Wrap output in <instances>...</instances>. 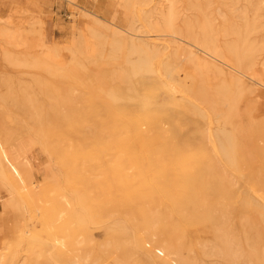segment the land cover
<instances>
[{
  "label": "rangeland",
  "instance_id": "rangeland-1",
  "mask_svg": "<svg viewBox=\"0 0 264 264\" xmlns=\"http://www.w3.org/2000/svg\"><path fill=\"white\" fill-rule=\"evenodd\" d=\"M262 83L264 0H0V264H264ZM174 144L207 159L189 202Z\"/></svg>",
  "mask_w": 264,
  "mask_h": 264
},
{
  "label": "bare ground",
  "instance_id": "bare-ground-1",
  "mask_svg": "<svg viewBox=\"0 0 264 264\" xmlns=\"http://www.w3.org/2000/svg\"><path fill=\"white\" fill-rule=\"evenodd\" d=\"M172 2V1H170ZM170 5H172L170 3ZM169 5V7H170ZM254 8V7H253ZM170 9V8H169ZM171 12V10H169ZM243 11V10H242ZM169 12V13H170ZM244 13V12H243ZM241 14V13H240ZM257 14V13H256ZM245 15V14H244ZM168 16V15H166ZM241 16V15H240ZM165 17V15H164ZM170 16H168V18H170ZM165 19V18H164ZM172 19V18H170ZM168 19L166 22L167 24L170 25V20ZM173 25V24H172ZM170 25V26H172ZM150 32V31H149ZM148 33H145V37L146 39H156L157 38V35L156 36H152L151 34ZM144 34V33H143ZM176 35V34H174ZM172 37V35H171ZM174 37V36H173ZM175 39H178V37H174ZM180 38V37H179ZM184 41V40H183ZM242 41V40H241ZM178 43H180V41H178ZM181 44V43H180ZM191 44V43H190ZM195 45V44H194ZM198 46V45H197ZM237 46V45H236ZM239 47V45L237 46ZM243 47V46H241ZM240 47V48H241ZM183 48V47H182ZM232 48V47H231ZM244 48V47H243ZM189 49V48H188ZM237 49V48H236ZM190 50V49H189ZM209 51V50H208ZM192 52V51H191ZM242 52V51H241ZM208 54V52H206ZM190 54V53H189ZM195 54V53H193ZM214 54V53H213ZM192 55V54H191ZM204 55V54H203ZM217 55V54H216ZM223 55V54H222ZM245 55V54H244ZM193 56V55H192ZM215 56V55H214ZM212 57V58H215V57ZM206 57V56H205ZM224 57V55H223ZM222 57V59H223ZM234 58V56H233ZM211 60V59H210ZM221 60V59H220ZM213 62V60H212ZM235 62V61H234ZM242 61V58H238L237 60V64L238 66H240ZM211 63V62H210ZM236 64V63H235ZM236 64V65H237ZM148 65V63H147ZM218 67H220V65H216ZM144 67V66H143ZM142 67V68H143ZM217 67V68H218ZM243 68V67H242ZM249 68V66L247 67ZM144 69V68H143ZM148 69V68H147ZM232 70L238 72V73H242V71H239L238 70V67L237 69L231 67ZM240 69V67H239ZM244 69V68H243ZM246 69V68H245ZM249 70V69H247ZM221 71V70H220ZM245 72V70H243ZM222 72V71H221ZM237 77V76H236ZM244 83V82H242ZM264 84V83H262ZM132 85V84H131ZM127 86V85H126ZM125 86V87H126ZM241 85H239L240 87ZM119 88V86H117ZM133 87V86H132ZM131 87V89H132ZM143 87V86H142ZM146 87V86H145ZM243 87V85H242ZM130 88V87H128ZM127 88V89H128ZM124 89V87H123ZM126 89V90H127ZM241 89V88H240ZM243 90V89H242ZM135 93V92H134ZM120 96L123 98V103H119V101L116 99V102L115 105H117L118 107L122 108L123 110L125 111H130L126 105H125V101L126 100H129L130 99V96L129 95H126L125 92H122L120 94ZM130 113V112H129ZM64 119L65 118H58L56 120H54L55 123H52L50 121V124L48 125L47 124V120H45L44 122L42 123H38V126H39V129H41V131L45 134V135H53V133H55L56 130H58L59 128H61L65 122H64ZM106 122V120H105ZM114 127H117V126H114ZM158 131V130H157ZM116 130L113 131V133L111 134V139H112V142L111 144H113L115 141H116ZM162 137V136H161ZM100 138V135L96 136V139H99ZM103 138V137H102ZM148 138V139H147ZM146 139H147V143H146V146L148 147V155H151L154 150H165L168 146H169V142H167L166 140H159L156 139V141L151 137V136H148ZM157 138V137H156ZM105 141V140H104ZM109 143V141H108ZM104 144V143H103ZM102 145V144H101ZM110 145V143H109ZM106 146V144H105ZM111 146V145H110ZM107 147V146H106ZM152 147H155V149L153 150ZM97 148V147H96ZM172 150V153H170V158L171 159H175L177 161V168L173 171V172H169L166 168H167V165L166 166H163L161 167L160 169V178H163V181L162 182H169L171 180V182L173 183H178L180 186H182V190H181V194L179 196V199L181 200V202H189L190 201V198L192 196V190L194 188H196L197 184L200 183V173L201 172H204L206 166H207V159L205 157H202V156H199L197 154H191V155H188V153H185L178 145L174 144V147L171 149ZM230 159H234L232 158L231 156H229ZM8 158H11V161L8 159ZM24 159V158H23ZM14 160H16L12 154V152L9 150H6L3 143L0 141V181L1 183H3L5 185V187L9 190V194H13V193H16L17 190L14 189V186H13V179L12 177L14 176H17L15 177L16 180H19V179H22V169L20 168V166L17 164L19 162H15ZM17 161V160H16ZM15 162V163H14ZM26 162V161H25ZM21 163V162H20ZM249 163V161H248ZM24 164V163H23ZM23 166V165H22ZM26 166V164H25ZM192 168L194 169V171L192 172ZM112 172H115L114 170ZM116 174L113 173V175ZM14 175V176H13ZM23 180H25L23 178ZM165 183H160L161 186H163L164 188H166V186L164 185ZM110 185V184H108ZM205 186V189H211L212 188V183H205L204 184ZM128 189H131L129 184H126L124 183V186L121 187L119 189L120 193L121 194H128V192H130ZM169 196L170 198L174 201L175 204H177L176 200H175V195H173L172 193L170 194L169 191H167V189H163ZM137 193H141L142 190H138L136 191ZM178 199V200H179ZM20 201V200H19ZM21 202V201H20ZM19 202V203H20ZM22 205V203H21Z\"/></svg>",
  "mask_w": 264,
  "mask_h": 264
}]
</instances>
